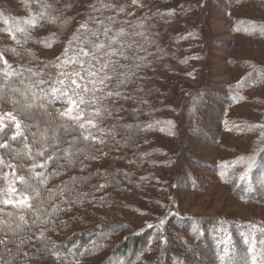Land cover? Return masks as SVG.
Listing matches in <instances>:
<instances>
[{
  "label": "rangeland",
  "instance_id": "374dc122",
  "mask_svg": "<svg viewBox=\"0 0 264 264\" xmlns=\"http://www.w3.org/2000/svg\"><path fill=\"white\" fill-rule=\"evenodd\" d=\"M87 1L80 0V4L72 6H83ZM123 1L119 7L123 6L125 10L115 13L125 16L128 23L119 26L115 22V26L128 35L127 43H134L133 48L138 49V45L147 42L156 49L154 53L146 54L151 59L148 64H156L160 69L155 77L160 78L163 73L171 75L175 79L170 77L169 80L182 86L175 98L179 102L171 110L164 109L166 106L159 102L158 96L147 97L160 108L154 112V117L165 118L157 124L163 134L152 132L142 136L147 141L143 149L160 147V151L149 154L154 161L145 164V169H150L155 178L152 184L133 189L132 194L126 191L117 202L113 198L117 192H112L110 184L106 185L109 177L101 180L99 170L106 167L107 160L125 167L132 153L122 151L118 156V150L123 147L113 141L112 157L104 161L87 157L83 151L73 154L75 164L86 165L81 169L79 185L83 190L82 199H89L76 209L82 215L77 223L82 224L78 226L75 222L76 225L66 226L55 234L54 241L62 243L76 229L84 233L90 231L98 226L101 217L121 223L120 229L103 240L92 241L89 245L92 248L86 247L78 255L70 252L71 258L62 259L53 252L47 257L40 255L37 261L40 264H113L108 258L118 249L120 251L127 236L142 229L148 220L160 223V219L166 220L174 214L177 220L170 219L159 233H153L149 238L141 236L144 246L140 250L135 251L128 244L129 250L114 258L116 261L125 257L124 260L114 264H252L253 256L260 264L264 256V128L259 127L264 125V0H138L137 5H133L132 0ZM7 2L12 7L21 4L19 0ZM99 8L97 6L95 10ZM27 10V6L22 8L20 15L26 14ZM93 12L91 19L97 14ZM97 20L103 21L101 17ZM76 22L77 19L72 25ZM31 24L30 20L28 25L19 23L16 27L24 33ZM52 27L45 24L34 34L46 37L53 32ZM93 27L98 28L96 22L88 24L86 19L80 24V30L88 34ZM0 30V37L12 39L6 27ZM76 34L79 37L74 35L71 45H63L62 41L68 39L66 35L40 53L55 61L59 58L58 65L73 59L84 46L78 41H83L84 37L80 32ZM95 39L102 42L101 38ZM164 43L167 54L157 51ZM164 55L169 57L168 63L160 61ZM121 63L125 65L123 70H134L128 67V62ZM62 66L61 71L65 72L79 70V65ZM118 70L112 74V85ZM153 82L147 85L148 89L165 85L158 78ZM170 100L168 97L167 102ZM67 106L66 102H60L56 111ZM80 109L85 115L92 112L86 105H80ZM8 112L0 108V116ZM8 121L16 133L15 122L5 118L3 123ZM46 127L49 126L42 125V128ZM73 142V136L66 134V143ZM64 154L63 151L61 156ZM20 177L14 169H4L5 199L22 198L17 188ZM249 178L253 180L252 184L256 183L254 193L258 197L250 191ZM238 181H241V188L237 191ZM10 186L15 188L14 193L8 191ZM90 187L92 192L98 190L99 193L85 196ZM107 191L111 192L110 196ZM97 199L99 203L91 202ZM242 224L259 228L260 235L255 230L241 232L238 225ZM33 230L34 227H30L28 232ZM24 244L20 245V251ZM250 246L254 248L252 252L248 250Z\"/></svg>",
  "mask_w": 264,
  "mask_h": 264
},
{
  "label": "trees",
  "instance_id": "16d2710c",
  "mask_svg": "<svg viewBox=\"0 0 264 264\" xmlns=\"http://www.w3.org/2000/svg\"><path fill=\"white\" fill-rule=\"evenodd\" d=\"M7 1L8 0H0V29L6 27L12 39L9 40L8 38L0 37V54L3 56V60H0V108L10 111L17 116V119H19L22 125V135L17 136L15 140L11 139L15 134V129L9 121L4 124L3 129L0 130V143L8 144L7 148H0V161H2V163H0V222L3 223L0 224V240L6 242L5 244H0V264H40V255L47 257L51 254L53 255V252L61 256L62 259H68L71 258V254H79L82 250H86V247L92 248V246H89L92 244V241L101 240V238L103 240L112 233L114 234L120 229L118 227L121 225V223H117L116 221L111 222L109 218L101 217L98 220V226L92 228L90 231L84 233V231L76 229V231L73 232L74 234L62 243L58 244V242L54 241L55 234L60 233L66 226H73L75 222L77 223V221L82 219L81 213L76 209L80 204L82 205V202L84 203L85 201L86 203L89 199L87 197L85 200L82 199L84 198L82 197L83 190L79 185V181L82 177L80 173L83 172L82 170L86 165L82 163L75 164L73 154L75 155L83 151L87 157H97L104 161L112 157L111 152L115 144L113 141L120 143L123 147L120 148L121 150H118V156H120L122 151L125 152L129 150L130 153H132L125 167L116 166L107 160L106 167L100 170L98 169L100 171L101 180L104 181L105 178L109 177L106 185L110 184L112 190H114L112 192H117L115 197H113L116 198L115 201L117 202L120 201L121 196H123V193L126 191H130L132 194L133 189H139L144 185L150 184L155 176L150 173V169H145V164L149 161H154L149 154L160 151V147L155 145L154 148L148 150L143 149V146H145L147 142L143 137L144 134H152V132L160 133L159 129H161V127L157 124L165 118L156 117L158 119L156 120L154 112L160 110V108L148 100L147 97L158 96L156 98L159 99V102L166 106L164 109L171 110L173 106L179 102V100L175 98L177 97V93L182 90V86H180L178 82H172L171 79L169 80L170 77L174 78L171 75H164L163 73L162 77H155V73L160 71V69L158 66L156 67V64H148L147 61H151V59L147 58L146 54H152L156 49L152 48L147 42L138 45V49L133 48L132 45L135 44L130 42L127 43L129 37L124 33L125 35L117 37L118 43L115 46L117 51L122 49L124 55H116L113 57L117 62L116 70L119 69L115 77L116 80L114 85H112L111 79L108 83V87L105 89V91H118L120 95L110 97L103 101V106L107 108L111 114L99 121V129L91 130L92 134L97 138H102L104 143H100L99 139L84 140L83 135H87V132H83V130L72 125L73 130L67 133H65L64 128H59L55 132L59 140L49 141L52 147L47 149V155L52 156L51 160H48L46 157H36L34 155L30 158L27 149H25V145H28V148H31L33 153L39 150L34 147L33 140L41 139L39 134L44 131L42 125H48V117L41 115L43 110L33 108V116L31 118H26L19 113L18 106L14 105L13 101H20L22 104L25 100V95L22 94H26L31 101V94L35 92L37 97H39L41 95L39 91L41 88L50 92L51 85L58 79L60 71L64 69L63 66H57V63H59L58 59L57 62L51 58H45L40 51L51 48L52 45L57 43V39L60 37L64 38L66 35L68 39L62 41V43L63 45H71V38L74 35L79 37L76 32H80L82 34L81 37H84L83 41L80 39L78 40L82 42V45H84L83 47H90L87 42H96L95 37L97 39L101 38L102 42H107L108 37L103 35V28L110 30L108 34L109 37L115 36V34L121 30L119 27L115 26V22H117L119 26H123L128 23V19H125V16H120L115 13V11H119V4H124V1L121 2V0H88L86 4L83 3V6L79 5L76 8H74V5L80 4V0H19V2H21L19 7H12ZM72 4L74 5L72 6ZM109 4L113 5V7L104 6ZM66 5L70 6L66 7ZM25 6H27L29 10L26 11V14L20 15V13L23 12L22 8ZM97 6L100 8L95 10ZM93 11L97 14L94 19H91L94 15ZM97 17H101L103 21H98ZM109 17L112 19L110 20ZM75 19H77V22L72 25ZM84 19L88 21V24H91L92 21L93 23L96 22L98 28L95 29L93 27L94 30H92L90 34L85 30L81 31L80 24ZM30 20L32 21V26L29 27V30H27L28 28L25 29L24 33L17 30L16 26H18L19 23L20 25H28ZM62 22L64 23L61 24ZM45 24L52 25L53 32L46 37L35 35L34 31H36V29L40 30ZM92 33H97V36L92 35ZM134 35L138 37V34ZM13 37H15V39H13ZM74 39L76 40L77 38ZM17 41H19V43H17ZM165 47H167L165 43L161 44L157 51H161L163 54L169 53L167 51L168 48ZM132 49L135 51L131 52ZM168 56L170 57V54H168ZM169 57L165 55L161 56L160 61L168 63L167 60ZM4 61H7V64H5ZM123 61H125V63L128 62V67L134 70L128 69V72L123 70L125 69V65H120ZM29 69H31V71H28ZM5 73H10V75H5ZM156 78L162 80L165 85L162 87L156 86L154 89H148L147 85L154 83L153 79ZM40 80H44L47 83L39 84ZM121 80L125 82L119 83ZM144 83L146 85H144ZM11 94H13V97L10 96ZM168 97L171 99L169 103L167 102ZM173 98L174 100H172ZM31 102L38 104L39 100ZM59 103L60 101H56L49 105L48 110L55 113ZM87 109L90 110V107H87ZM113 114H115V116ZM53 119L57 122L59 121L58 116L53 117ZM71 123V121H65V126ZM24 125H27V127H24ZM34 134L36 135L34 136ZM66 134H71L73 136V144L68 145V143H66ZM48 135L51 137L53 135L52 131L48 132ZM153 137L154 136L150 137V139H153ZM150 139L148 141H150ZM65 150H67V152H65ZM63 151L65 152V156H61ZM34 161L38 164L46 163L47 166L45 168L33 169L32 164ZM5 168L14 169L15 172L20 174L24 181H26L27 187L26 184L19 179V182L17 181V188L22 195H27L29 197L28 203L30 207L21 208L15 205L16 201H13V204L3 203L5 200ZM139 171L140 173L137 174L136 172ZM36 173H41L42 176H38ZM42 179H44V182H41ZM248 181L251 187L250 191H252L253 195H257L256 197H258L259 195L254 193L255 189H257L256 183L252 184L253 180L250 178ZM237 187L238 191L239 188H241V181H238ZM88 189L89 190H86L88 192L85 193V196L87 194L89 196V193H99L97 192L98 190L92 192V187ZM107 193L108 196H110L111 192L107 191ZM243 198L247 200V197ZM262 201L264 202L263 198ZM91 202L99 203V200L97 199V201ZM131 206H135L136 210L138 209L135 204H131ZM62 212L64 214L63 216ZM66 213L69 215L67 216ZM21 215L25 217L26 223L19 220ZM170 219L177 220L178 218L174 214L171 215V218L168 216L166 220L164 219L165 222L163 226L158 223V221H146V225H144L142 229L136 231L132 236H127L124 241L127 244L124 243L120 251H118V249L117 252L110 255L108 259H112L111 261H113V264L120 262L122 259L124 260L125 257H121L122 259L120 260L117 258L118 260L116 259V262L114 258L117 254L124 255L129 250L128 244H131V249L135 251L140 250L142 246H144V241L141 236H147L149 238L153 233H159ZM159 221H161V219ZM80 223L81 222L77 223L78 226ZM17 224L21 225L20 228H16ZM9 225L14 231L9 230ZM30 227H34L32 232H28ZM254 228V225H238V230L241 232L255 230V233L260 235L259 232L261 230L259 228ZM36 230L38 232H36ZM163 231H165V228ZM198 235L201 237L203 234ZM22 240L25 242V247L22 251L18 252L16 248L20 245ZM98 246L100 245L98 244ZM44 252L46 254H44ZM12 253L13 257L11 256ZM25 253H27V256L24 255ZM37 258L39 259L38 261ZM44 263H48V261Z\"/></svg>",
  "mask_w": 264,
  "mask_h": 264
},
{
  "label": "snow or ice",
  "instance_id": "6c2138e0",
  "mask_svg": "<svg viewBox=\"0 0 264 264\" xmlns=\"http://www.w3.org/2000/svg\"><path fill=\"white\" fill-rule=\"evenodd\" d=\"M133 5L138 4V0H132ZM70 6V5H66ZM105 7H113V5H104ZM142 6V5H141ZM125 9L123 6L119 8L120 12H123ZM111 20L112 18L109 17ZM81 27H85L81 25ZM109 29L103 28V35L108 37V42L105 44L104 42H92L88 41L87 44L90 47H81L77 56L71 60L62 61L61 65H57L58 67L62 65L72 64L79 65V70H73L71 72L61 71L58 78L50 87V92L41 88L39 91L41 95L37 97L36 93L33 92L31 94V101L39 100L38 104L32 103L28 96L25 95V100L21 104L20 101H13L14 105L18 106V111L21 115L26 118H31L33 116L32 109L37 108L43 110L41 112L42 116L48 117V125L43 132L39 135L41 139H34L33 145L39 150L33 153L31 148H28V145H25V149H27L28 155L31 158L33 155L36 157H46L48 160L52 159L51 155H47V149L52 147L49 143L50 140L57 141L59 137L55 135V132L59 128H64L65 133H67L72 129V125L78 127V129L83 130V132H87V135H83L84 140H96L99 139L100 143H104L102 138H97L92 134V129H99L100 123L105 116L110 115L111 113L107 108L103 106V101L113 97L119 96L120 93L118 91H105L108 87V83L112 79V74L116 72L117 62L113 59L116 55L123 56L124 53L122 49L117 51L113 45L118 43L117 37L125 35L123 30L121 29L119 32L115 34V36L109 37ZM92 35L97 36V33H92ZM142 35V34H140ZM15 39V37H13ZM19 43V41H17ZM130 47V45H129ZM127 58V57H125ZM59 59V58H58ZM0 60H3L2 54H0ZM7 64V61H4ZM10 67V65H9ZM28 71H31L29 69ZM5 75H10V73H5ZM35 75V73H34ZM125 81L121 80L119 83H124ZM47 83L44 80H40L39 84ZM86 97H90V99H86ZM56 101H60L62 103H67V107L62 111L57 110L55 113L50 112L48 110V106L53 104ZM80 105H86L87 107L92 108V112L90 115L83 114V110L80 109ZM99 105V106H97ZM59 117V121L53 119V117ZM7 118L13 122H15L16 133L11 137V139L15 140L17 136L22 135L20 129L22 127L21 122L17 119L15 115L11 112L5 113L3 116H0V130L4 127V119ZM65 121H71L72 123L68 126H65ZM27 127V125H24ZM255 127V126H254ZM259 127L264 128V125H260ZM49 128L51 129L53 135L49 137L48 132ZM36 134H34L35 136ZM264 135V133H262ZM7 143H0V148H7ZM67 152V150H65ZM95 159L96 157H92ZM2 163V161H0ZM46 163H35L32 164V168H45ZM38 176H42L41 173H36ZM23 183L28 186L26 181H24L23 177L19 178ZM44 182V179L41 180ZM101 188L104 185H100ZM8 191L10 193H14L16 190L14 187H9ZM29 197L27 195H22V198L16 200L15 205L20 206L21 208L30 207ZM4 204H13V200L5 199L3 201ZM14 205V206H15ZM21 222L26 223L25 217L21 215L19 217ZM163 220L160 221L163 224ZM20 224L16 225V228H20ZM9 230L14 231L9 225ZM6 242L0 240V244H5ZM24 241L20 242L22 245ZM20 245L17 246V251H20ZM254 245V242H253ZM249 252L254 250L253 246L249 247ZM27 256V253L24 254ZM252 264H257L255 256L252 258ZM260 264H264V256H262Z\"/></svg>",
  "mask_w": 264,
  "mask_h": 264
},
{
  "label": "bare ground",
  "instance_id": "6f19581e",
  "mask_svg": "<svg viewBox=\"0 0 264 264\" xmlns=\"http://www.w3.org/2000/svg\"><path fill=\"white\" fill-rule=\"evenodd\" d=\"M197 243H199V241Z\"/></svg>",
  "mask_w": 264,
  "mask_h": 264
}]
</instances>
